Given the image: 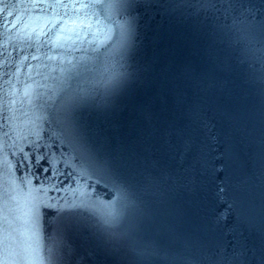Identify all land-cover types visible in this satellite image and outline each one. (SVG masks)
Segmentation results:
<instances>
[{
  "label": "water",
  "instance_id": "95a60500",
  "mask_svg": "<svg viewBox=\"0 0 264 264\" xmlns=\"http://www.w3.org/2000/svg\"><path fill=\"white\" fill-rule=\"evenodd\" d=\"M52 264H264V0H0Z\"/></svg>",
  "mask_w": 264,
  "mask_h": 264
}]
</instances>
